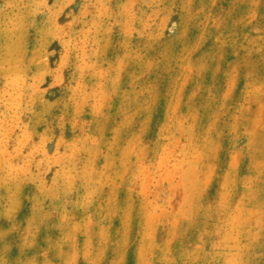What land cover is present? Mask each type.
Listing matches in <instances>:
<instances>
[{
    "label": "rangeland",
    "instance_id": "374dc122",
    "mask_svg": "<svg viewBox=\"0 0 264 264\" xmlns=\"http://www.w3.org/2000/svg\"><path fill=\"white\" fill-rule=\"evenodd\" d=\"M0 264H264V0H0Z\"/></svg>",
    "mask_w": 264,
    "mask_h": 264
}]
</instances>
